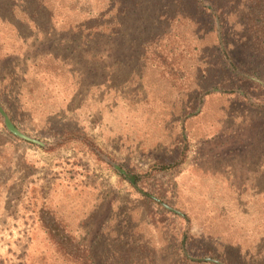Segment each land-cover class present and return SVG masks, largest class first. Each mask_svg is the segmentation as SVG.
I'll use <instances>...</instances> for the list:
<instances>
[{
	"label": "rangeland",
	"instance_id": "rangeland-1",
	"mask_svg": "<svg viewBox=\"0 0 264 264\" xmlns=\"http://www.w3.org/2000/svg\"><path fill=\"white\" fill-rule=\"evenodd\" d=\"M0 264H264V0H0Z\"/></svg>",
	"mask_w": 264,
	"mask_h": 264
},
{
	"label": "trees",
	"instance_id": "trees-1",
	"mask_svg": "<svg viewBox=\"0 0 264 264\" xmlns=\"http://www.w3.org/2000/svg\"><path fill=\"white\" fill-rule=\"evenodd\" d=\"M203 9L206 11L207 10V7L206 6H203ZM252 13H254V12H252ZM227 48L226 49H223V48H221V46H220V52H222L223 54H227ZM229 68L231 69V70H236V68L238 69V65H237V63H234V61L232 60L230 63H229ZM234 72V71H233ZM180 162H182V161H179V162H177V163H175L174 165H165V166H162L160 169H170V168H172V167H174V166H176V165H178ZM139 179L137 178V181H138Z\"/></svg>",
	"mask_w": 264,
	"mask_h": 264
},
{
	"label": "water",
	"instance_id": "water-1",
	"mask_svg": "<svg viewBox=\"0 0 264 264\" xmlns=\"http://www.w3.org/2000/svg\"><path fill=\"white\" fill-rule=\"evenodd\" d=\"M113 164H114V163H113ZM114 165H115V167H116L121 173H123L124 175H126V176L132 181V183L135 184V178H136V177H135L134 175H132V174L128 173L127 171L121 169L118 165H116V164H114ZM156 199L159 200L158 198H156ZM159 201H160V200H159ZM163 204H164V206L167 207L168 209L173 210V211H175V212H178V213L182 214L181 211L176 210V209L172 208L171 206H169V205H167V204H165V203H163Z\"/></svg>",
	"mask_w": 264,
	"mask_h": 264
}]
</instances>
